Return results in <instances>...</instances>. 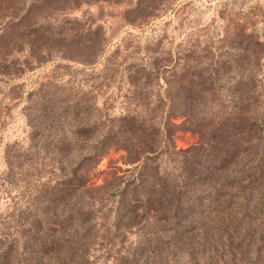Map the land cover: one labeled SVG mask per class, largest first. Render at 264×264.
Instances as JSON below:
<instances>
[{
	"label": "rangeland",
	"instance_id": "rangeland-1",
	"mask_svg": "<svg viewBox=\"0 0 264 264\" xmlns=\"http://www.w3.org/2000/svg\"><path fill=\"white\" fill-rule=\"evenodd\" d=\"M188 85L203 102L176 108L200 133L164 124ZM257 122L264 0H0V259L29 262L21 243L73 208V250L37 264H264ZM228 123L241 129L211 135ZM213 144L235 157L206 181ZM66 177L84 185L61 204ZM224 179L252 192L256 220L225 208Z\"/></svg>",
	"mask_w": 264,
	"mask_h": 264
},
{
	"label": "trees",
	"instance_id": "trees-1",
	"mask_svg": "<svg viewBox=\"0 0 264 264\" xmlns=\"http://www.w3.org/2000/svg\"><path fill=\"white\" fill-rule=\"evenodd\" d=\"M191 85H188L184 88L183 96L181 100H168V115L166 116L165 119V125L166 127H169L170 125H173L170 119L172 117H180V116H185L186 119V128L188 130H191L193 132L200 133V126H201V119H194L189 116L187 111L184 109L185 106H181L183 108L177 109L176 105L178 104L177 101L181 102L183 105H187L186 102H196V105H198L200 102H203V98L206 95L203 89H192L190 87ZM193 92V93H192ZM181 104V105H182ZM192 115V114H190ZM260 122H257V124L252 125L251 127L247 128L244 130L247 133H251L253 131H259L262 132L264 130V125L259 124ZM188 124V125H187ZM228 127L226 128H220L218 130H214L211 132V135L218 136L219 134L221 137H224V135H234V131H238L241 129L240 127H237L236 125H232L231 123L227 124ZM236 129V130H235ZM239 133V132H237ZM66 134L63 133L60 141L65 140ZM105 146L104 145H99L95 146L93 148V152L89 154L88 156H85L83 160H94V158L98 157L99 155H102L104 152ZM212 151H214L215 156L217 157V160L215 161L216 163L212 164V166H207L204 167V170L201 172L203 175V180H209L211 181L214 177L217 178L218 173L221 171L229 168L232 163L233 159L235 156H230V153H228L225 149L222 148L221 145H211ZM63 155V153H62ZM229 157V158H228ZM216 159V158H215ZM214 162V161H213ZM78 165L73 166L72 169L70 170L71 174H75L78 170H80ZM70 174V175H71ZM228 176H224V178H227ZM67 178V177H66ZM77 181V179H75ZM234 180H222L220 182V186L224 185L223 187H234L231 192H229L228 198H225V208L232 209L234 205H237L240 201L242 202V210L245 214L249 215V219L251 221L256 220L255 217H253L250 212H249V201H251L250 194L252 193L249 191L248 187L245 186L244 184L240 183L236 188L234 185ZM63 183V189H62V195L59 199V202L61 204L63 203H68L70 198L72 197V193L76 192L79 189H82L83 185L82 183L77 182H72V179L70 180L69 178L62 180ZM153 186V183H151ZM221 186V187H222ZM155 189V188H154ZM150 190V192L156 193L159 191V193L163 192L160 190ZM233 191V192H232ZM69 193V194H67ZM158 193V192H157ZM163 194V193H162ZM158 195V194H157ZM164 195V194H163ZM242 196V197H241ZM209 194L208 196H205L204 199L208 200L209 203H212V208H209L208 210L211 212V210L218 205V198H213L210 197ZM129 205H132L131 203ZM208 204H206L207 206ZM191 209V206L188 207V210ZM75 209H69L65 210L62 212V218H60L59 221L57 220H52L47 222V225L45 227H40L34 230V232L31 234V239L29 241H24L20 245V250L24 254H28L27 261L24 264H37V261H39L42 257L49 256L55 252H70L73 250V244L75 243V232L77 231V226L76 224L79 225L78 223V214H76ZM176 213H179V209H176ZM194 213V212H192ZM212 215V214H211ZM177 216V215H176ZM213 219V218H212ZM264 220V217H263ZM56 222V223H55ZM56 224V225H54ZM222 224V222H221ZM52 225L55 226V228H52ZM45 230V233L40 234V231ZM62 233V234H60ZM29 234V233H28ZM10 255V253H9ZM6 258V256H4ZM11 262L2 258L0 259V264H9Z\"/></svg>",
	"mask_w": 264,
	"mask_h": 264
}]
</instances>
